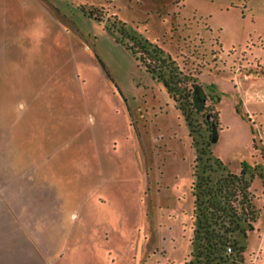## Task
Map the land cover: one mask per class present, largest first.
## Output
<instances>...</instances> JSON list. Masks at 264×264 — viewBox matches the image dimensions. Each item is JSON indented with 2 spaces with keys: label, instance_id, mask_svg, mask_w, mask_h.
Masks as SVG:
<instances>
[{
  "label": "rangeland",
  "instance_id": "obj_1",
  "mask_svg": "<svg viewBox=\"0 0 264 264\" xmlns=\"http://www.w3.org/2000/svg\"><path fill=\"white\" fill-rule=\"evenodd\" d=\"M127 32L194 76L199 139L217 111L211 154L252 173L236 264H264V0H0V264L188 258L196 147Z\"/></svg>",
  "mask_w": 264,
  "mask_h": 264
},
{
  "label": "trees",
  "instance_id": "obj_2",
  "mask_svg": "<svg viewBox=\"0 0 264 264\" xmlns=\"http://www.w3.org/2000/svg\"><path fill=\"white\" fill-rule=\"evenodd\" d=\"M132 43L130 48L136 58L158 79L173 98L188 125L189 135L196 147V155L192 164V181L190 195L192 197V250L181 264H236L241 260L242 242H237L233 233L245 236V230L252 228L251 222L255 210L251 204L249 182L252 173L246 175L248 164L241 162L238 172L227 170L222 162L211 154L209 143L214 139L215 126L218 122L217 111L212 104L202 105L206 136H200V122L194 123L192 90L190 82L194 76L184 72L168 53L146 38L136 37L126 33ZM207 116V117H206ZM204 157L202 158V156ZM216 168L224 169L223 174L212 178L206 170L211 163ZM257 167L253 166L252 170ZM262 175V170L254 172ZM244 222L245 225H242ZM230 247L227 251L226 248Z\"/></svg>",
  "mask_w": 264,
  "mask_h": 264
},
{
  "label": "crops",
  "instance_id": "obj_3",
  "mask_svg": "<svg viewBox=\"0 0 264 264\" xmlns=\"http://www.w3.org/2000/svg\"><path fill=\"white\" fill-rule=\"evenodd\" d=\"M236 71V76L239 77L241 74H243L244 76H247L249 74V77H253V79H258V80H262L263 81V84H264V73L262 75H259L257 73V71H251L249 72L248 74L244 73V72H241L240 70H235ZM264 86V85H263ZM256 92V91H255ZM254 97H262L264 98V90L263 92H256L255 95H253Z\"/></svg>",
  "mask_w": 264,
  "mask_h": 264
},
{
  "label": "built area",
  "instance_id": "obj_4",
  "mask_svg": "<svg viewBox=\"0 0 264 264\" xmlns=\"http://www.w3.org/2000/svg\"><path fill=\"white\" fill-rule=\"evenodd\" d=\"M226 250L229 251L230 250V247H227Z\"/></svg>",
  "mask_w": 264,
  "mask_h": 264
}]
</instances>
